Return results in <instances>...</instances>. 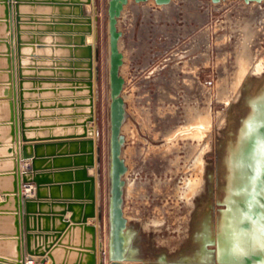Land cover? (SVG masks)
Masks as SVG:
<instances>
[{
    "label": "rangeland",
    "instance_id": "1",
    "mask_svg": "<svg viewBox=\"0 0 264 264\" xmlns=\"http://www.w3.org/2000/svg\"><path fill=\"white\" fill-rule=\"evenodd\" d=\"M94 2L101 264H113L108 0ZM116 27L126 165L118 264H214L233 155L264 108V0H126Z\"/></svg>",
    "mask_w": 264,
    "mask_h": 264
},
{
    "label": "water",
    "instance_id": "2",
    "mask_svg": "<svg viewBox=\"0 0 264 264\" xmlns=\"http://www.w3.org/2000/svg\"><path fill=\"white\" fill-rule=\"evenodd\" d=\"M125 1L108 0L109 258L113 264L124 257L122 230L126 223L121 207V175L126 170L120 156L123 100L119 92L123 79L118 66L122 54L117 43L120 30L116 27ZM85 2L90 4L87 12ZM0 7L4 29L0 34L4 46L0 52V74L4 78L0 83V143L5 145L10 163L4 172L10 183L0 191V218L6 220L7 228L0 230V264H25V257L34 259L35 264H101L95 2L0 0ZM87 33L90 40H86ZM48 44L50 50L46 51ZM250 129L253 134L251 137L249 133L246 144H251L250 166L243 172L238 157L235 178L240 184L233 188L237 198H233V206L227 203L224 226L214 240V264H264V118L253 119L248 132ZM79 145L81 153L76 152ZM46 146L69 147L67 153L73 162L65 171L73 172L74 179L66 186L75 191L73 197L43 198L47 185L58 186L42 171L46 167L41 166L40 153ZM20 159H28L29 166L20 169ZM88 167H92L91 174L86 173ZM28 182H33L31 192L22 194V184ZM3 204L7 206L3 208ZM49 204L58 206V210L42 209ZM66 210L70 214L64 218ZM88 219L92 222L87 223ZM80 231L84 232L83 241Z\"/></svg>",
    "mask_w": 264,
    "mask_h": 264
},
{
    "label": "crops",
    "instance_id": "3",
    "mask_svg": "<svg viewBox=\"0 0 264 264\" xmlns=\"http://www.w3.org/2000/svg\"><path fill=\"white\" fill-rule=\"evenodd\" d=\"M89 4L84 3V11L87 12L88 11V7ZM0 13H1V7H0ZM3 25L0 24V34L3 32ZM86 40H89V35H86ZM3 44L0 43V52L3 50ZM24 50H28L27 48H25ZM50 48L46 47V51H49ZM3 67V59H0V71L2 70L1 68ZM4 80L3 76H1L0 74V83H2ZM1 93V91H0ZM78 149V150H77ZM81 148L80 145L78 148H76V152L77 153H81L80 152ZM68 151H70L68 146H63L61 148L58 147H54V146H46V147H42L41 148V158H43L42 160V165L41 166H45L46 168H43L42 171L47 172V179L52 183H57L58 186H55V184L50 187L49 185H47V187L43 190V194H45V198L46 200H51V198L54 199H60V198H69V197H73L74 196V190L69 187L66 186V184H68L67 182H69L70 179H74V173L73 172H68L65 171L70 167V163H72L73 161H71V155H69V153H67ZM6 148L5 145H3V143H0V191H3L5 188L8 187L9 183H10V178L9 177H5V171L9 168L10 163L8 162V158L9 157H5L6 155ZM19 166L20 169L22 168H27L29 166V160L28 159H20L19 160ZM86 173L87 174H91L92 173V167H88L86 169ZM4 176V177H3ZM70 176V177H69ZM70 181V182H72ZM49 184V183H48ZM28 185L30 186L29 191L27 192H23L24 193H30L31 192V188L33 186V182H28ZM73 187V186H72ZM2 198V197H1ZM0 198V199H1ZM7 206L5 204H3V208ZM38 207V206H37ZM58 206L55 205H43L42 209L43 210H48L49 212L52 211H56ZM1 212V211H0ZM70 214L69 210H66L64 213V218H67ZM6 220L1 219L0 218V230H7L5 225ZM92 221L90 219L87 220V223H91ZM49 226H51V221H49L48 223ZM80 239L81 241H83V237H84V232L80 231ZM25 264H35L34 259H31V261H27L26 257H25ZM41 264H45V261L42 262Z\"/></svg>",
    "mask_w": 264,
    "mask_h": 264
},
{
    "label": "bare ground",
    "instance_id": "4",
    "mask_svg": "<svg viewBox=\"0 0 264 264\" xmlns=\"http://www.w3.org/2000/svg\"><path fill=\"white\" fill-rule=\"evenodd\" d=\"M85 3L89 4L88 2H85ZM89 6H90V4H89ZM88 11H89V8H88ZM87 35H89V40H90V36H91L90 33H87ZM46 47L50 48L49 44ZM25 48H27V47H25ZM261 107H262L261 105L257 106L256 118L258 120H261L262 118H264L263 117L264 108L263 107L261 108ZM249 133H250V135L252 137L253 130L250 129ZM237 151L239 152L238 155H236ZM251 156H252V152H251V144L250 143L248 145H245L242 149H240V151L237 148L235 150V154L233 155V160H232V165L234 167V171H233L234 173H233L232 178L230 180L231 183H230V185L228 187V193H230L228 198H227L228 205H232V206L234 205L235 201H234L233 198H237V197L235 196V192H234L233 188H235L237 184H240V179L237 178V180H236V178H235V173L237 172V169H236V167H237V159L239 157V160H240L239 167H241V169H243V172L244 171L247 172L248 166H250L249 163L251 161ZM225 217H226V215H224V218ZM27 261H31V259L27 260Z\"/></svg>",
    "mask_w": 264,
    "mask_h": 264
},
{
    "label": "built area",
    "instance_id": "5",
    "mask_svg": "<svg viewBox=\"0 0 264 264\" xmlns=\"http://www.w3.org/2000/svg\"><path fill=\"white\" fill-rule=\"evenodd\" d=\"M22 188H23V192H27L29 191L30 186L28 185V183H26V184H22Z\"/></svg>",
    "mask_w": 264,
    "mask_h": 264
}]
</instances>
